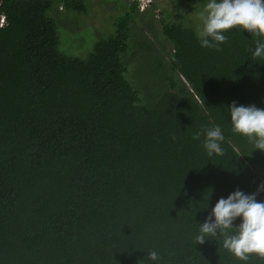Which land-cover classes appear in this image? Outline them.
<instances>
[{"label": "trees", "instance_id": "trees-1", "mask_svg": "<svg viewBox=\"0 0 264 264\" xmlns=\"http://www.w3.org/2000/svg\"><path fill=\"white\" fill-rule=\"evenodd\" d=\"M123 1L78 57L60 50L50 13L87 14L88 0H0V264H264L219 233L194 240L220 198L264 184V151L232 131L229 111L264 109V58L252 55L264 36L236 27L217 51L178 21L175 0ZM140 12L159 16L169 58L134 31ZM215 124L224 155L209 157L192 136Z\"/></svg>", "mask_w": 264, "mask_h": 264}, {"label": "clouds", "instance_id": "clouds-1", "mask_svg": "<svg viewBox=\"0 0 264 264\" xmlns=\"http://www.w3.org/2000/svg\"><path fill=\"white\" fill-rule=\"evenodd\" d=\"M200 18L203 27L197 31V38L201 47L221 51L220 45L228 40L224 33L236 27L264 36V0H208ZM252 55L254 59L264 58V42L256 41ZM229 111L232 131L246 136L255 149L264 151V109L254 104L237 106V102L233 101ZM201 135L204 136L202 143L209 157L224 155L221 143L225 138L219 124L195 132L192 138L199 140ZM234 150L238 152V149ZM260 191H264V184L256 193L245 194L237 188L226 199L220 198L205 222L200 224L195 242L203 244L207 236L215 237L219 233L224 237L223 247L238 259L247 261L253 253L264 258V202H257ZM238 217H242V223L234 227ZM229 229H235V232L229 233ZM147 259L159 261L160 256L156 250H149Z\"/></svg>", "mask_w": 264, "mask_h": 264}, {"label": "rangeland", "instance_id": "rangeland-1", "mask_svg": "<svg viewBox=\"0 0 264 264\" xmlns=\"http://www.w3.org/2000/svg\"><path fill=\"white\" fill-rule=\"evenodd\" d=\"M118 1L119 0H88L89 12L87 14L82 12H69L59 4L54 5L50 14L60 26V50L69 55L86 57L90 53L94 43L100 37L105 36L109 29L113 30L114 17L126 11L124 1ZM139 1L142 4L140 11H144L155 0ZM158 1L162 8L168 7L172 9L168 4V0ZM174 2L181 8L179 12L173 10L175 15L177 14L178 21L182 20L184 24L188 26L197 25L199 30L202 29L203 26H200L202 21L200 13L204 11L203 6L206 5L208 0H206L205 4H203L204 0H175ZM141 14H143V12H140L139 17H134L132 21L134 22V31L138 33L141 27L147 40L154 43V50L161 51L166 58H169L172 53V46L161 31L162 26L160 20H158L159 16H154L152 21H149V17L144 13L143 17L149 21L148 24L144 22ZM132 38L134 42L133 45L143 39V37L140 36L135 37L133 33ZM143 52L145 54H142V58L148 57V52ZM130 57H132V55ZM140 61L139 58L133 59L132 61L130 69L133 78L136 69L135 64L139 65ZM147 82L148 80H146V83Z\"/></svg>", "mask_w": 264, "mask_h": 264}, {"label": "built area", "instance_id": "built-area-1", "mask_svg": "<svg viewBox=\"0 0 264 264\" xmlns=\"http://www.w3.org/2000/svg\"><path fill=\"white\" fill-rule=\"evenodd\" d=\"M142 6V5H141ZM144 9V8H143Z\"/></svg>", "mask_w": 264, "mask_h": 264}]
</instances>
